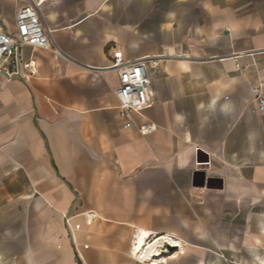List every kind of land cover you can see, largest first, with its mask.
<instances>
[{
    "label": "crops",
    "instance_id": "obj_1",
    "mask_svg": "<svg viewBox=\"0 0 264 264\" xmlns=\"http://www.w3.org/2000/svg\"><path fill=\"white\" fill-rule=\"evenodd\" d=\"M16 11L0 0V21ZM41 19L64 56L27 49L34 78L0 75V264H197V249L228 248L213 211L230 202L252 208L263 251L264 15L237 0H53ZM114 48L162 58L137 118L148 136L119 118ZM142 233L184 251L144 261Z\"/></svg>",
    "mask_w": 264,
    "mask_h": 264
},
{
    "label": "built area",
    "instance_id": "obj_2",
    "mask_svg": "<svg viewBox=\"0 0 264 264\" xmlns=\"http://www.w3.org/2000/svg\"><path fill=\"white\" fill-rule=\"evenodd\" d=\"M14 1L17 8L14 24L0 21V75L8 80L28 82L37 75V64L32 56H27V49L49 51L56 58H62L64 55L51 39V32L43 26L41 19L42 8L53 0ZM178 57L190 56L183 53ZM161 59L158 57L127 61L123 53L116 48L108 53L105 71H114L119 80V86L115 90L119 118L124 128H135L142 136L156 131L154 124L138 125L137 118L154 105L149 69L156 70ZM236 68L241 69L239 64ZM253 98L259 111L264 113V89L255 88Z\"/></svg>",
    "mask_w": 264,
    "mask_h": 264
},
{
    "label": "rangeland",
    "instance_id": "obj_3",
    "mask_svg": "<svg viewBox=\"0 0 264 264\" xmlns=\"http://www.w3.org/2000/svg\"><path fill=\"white\" fill-rule=\"evenodd\" d=\"M237 1L245 9L256 10L258 13L264 15V0ZM201 169L205 170V167L203 166ZM200 176L199 174L196 177L198 182L201 183L203 181L205 183V179L202 177L201 180ZM210 179L212 181L207 185L213 189H220V185L213 181L214 178ZM205 186L206 183L204 184ZM256 219L257 217L252 211V208H243L240 203L236 205L230 202L222 217L217 216L214 209L213 228L228 229L229 245L225 249H197V264H264V250L260 252L257 246H255V237L250 233V230L258 226ZM183 251L184 249L179 250L178 248L173 251H168L164 255L169 256L172 254V256H176Z\"/></svg>",
    "mask_w": 264,
    "mask_h": 264
},
{
    "label": "bare ground",
    "instance_id": "obj_4",
    "mask_svg": "<svg viewBox=\"0 0 264 264\" xmlns=\"http://www.w3.org/2000/svg\"><path fill=\"white\" fill-rule=\"evenodd\" d=\"M149 238L150 235L148 233H142L135 244V252L139 254V256L141 255V259L144 261H152L155 257H159L161 253L160 248L165 245L183 250L182 243L172 238L162 237L148 241ZM154 264H159L158 260H154Z\"/></svg>",
    "mask_w": 264,
    "mask_h": 264
},
{
    "label": "water",
    "instance_id": "obj_5",
    "mask_svg": "<svg viewBox=\"0 0 264 264\" xmlns=\"http://www.w3.org/2000/svg\"><path fill=\"white\" fill-rule=\"evenodd\" d=\"M205 162H208V158H206V161ZM203 179H204V175H203ZM194 186L195 187H203L204 186V182L203 181H201V183H199L198 182V179L197 178H195V180H194ZM222 184L219 186V188L220 189H222ZM173 250H176V248H172V247H170L169 245H165V246H163V247H161L160 248V251H161V254H165L166 252H168V251H173Z\"/></svg>",
    "mask_w": 264,
    "mask_h": 264
}]
</instances>
